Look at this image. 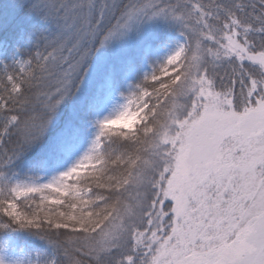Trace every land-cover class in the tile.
Instances as JSON below:
<instances>
[{
    "label": "snow or ice",
    "instance_id": "1",
    "mask_svg": "<svg viewBox=\"0 0 264 264\" xmlns=\"http://www.w3.org/2000/svg\"><path fill=\"white\" fill-rule=\"evenodd\" d=\"M0 264H264V0H0Z\"/></svg>",
    "mask_w": 264,
    "mask_h": 264
}]
</instances>
